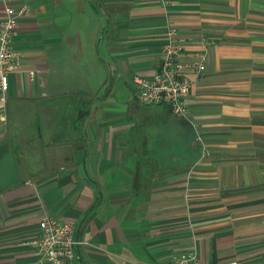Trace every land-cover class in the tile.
<instances>
[{
	"label": "crops",
	"instance_id": "obj_1",
	"mask_svg": "<svg viewBox=\"0 0 264 264\" xmlns=\"http://www.w3.org/2000/svg\"><path fill=\"white\" fill-rule=\"evenodd\" d=\"M14 5L35 77L8 75L0 144L22 181L0 192V264H47L30 247L42 215L75 225L69 264H264V0ZM167 22L187 55L209 42L184 116L133 83L156 71Z\"/></svg>",
	"mask_w": 264,
	"mask_h": 264
},
{
	"label": "built area",
	"instance_id": "obj_2",
	"mask_svg": "<svg viewBox=\"0 0 264 264\" xmlns=\"http://www.w3.org/2000/svg\"><path fill=\"white\" fill-rule=\"evenodd\" d=\"M4 15L0 21V125L6 121L8 75L14 72L26 73L33 79L35 71L24 69L21 55L12 46L18 21L28 13L26 5L15 6V0H0ZM166 38L158 55V66L150 77L134 75L137 98L141 103L166 105L178 116H184L185 99L188 97L194 80L205 70L207 59V39L201 40V50L192 55L184 53V47L177 36V29L167 22ZM188 75H192L189 78ZM84 242L75 236L73 223L42 215L39 220L36 239L30 247L39 263L69 264L74 258L75 248ZM196 261L193 251L175 255L166 264H186Z\"/></svg>",
	"mask_w": 264,
	"mask_h": 264
},
{
	"label": "water",
	"instance_id": "obj_3",
	"mask_svg": "<svg viewBox=\"0 0 264 264\" xmlns=\"http://www.w3.org/2000/svg\"><path fill=\"white\" fill-rule=\"evenodd\" d=\"M15 156L6 143L0 144V192L21 183Z\"/></svg>",
	"mask_w": 264,
	"mask_h": 264
}]
</instances>
